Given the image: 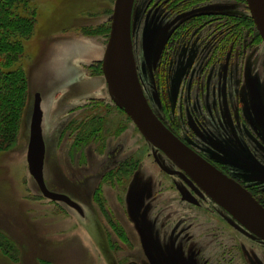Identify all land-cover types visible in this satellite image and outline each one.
<instances>
[{"label":"rangeland","instance_id":"obj_1","mask_svg":"<svg viewBox=\"0 0 264 264\" xmlns=\"http://www.w3.org/2000/svg\"><path fill=\"white\" fill-rule=\"evenodd\" d=\"M33 1L35 21L20 60L24 107L14 140L0 150V264H264L262 238L250 235L180 175L167 173L176 166L114 102L101 65L114 0ZM188 5V11L220 14L221 26L216 19L205 25V32L212 33L207 49L220 36L235 46L234 56L224 54L221 69L220 89L230 111L241 101L264 107V42L245 0H190ZM162 12L152 0L134 1L130 40L144 93L182 138L197 146L204 145L202 140L209 145L207 139L213 144L207 132L215 121L200 108L212 104L207 89H190L196 113L190 127L182 107L185 88L170 110V56L162 52L185 13ZM36 91L42 99L46 185L77 201L82 215L43 197L28 172L25 154ZM259 144L264 149V142ZM112 151L118 156L114 161ZM233 169L246 183L261 185L255 168L249 173L245 167Z\"/></svg>","mask_w":264,"mask_h":264},{"label":"flooded vegetation","instance_id":"obj_2","mask_svg":"<svg viewBox=\"0 0 264 264\" xmlns=\"http://www.w3.org/2000/svg\"><path fill=\"white\" fill-rule=\"evenodd\" d=\"M152 1L154 2V8L161 9V11H163L162 13L166 16L172 15L174 17V15L178 13H185V17L189 15V17H184L180 24L171 28L169 40L162 52V56H170V110L173 109L174 111L175 109L177 103L176 97L180 93V88H185L187 90V94L185 96L187 101H184L186 102L184 106L182 103V107L186 110V120L190 127L191 120L195 118L194 115H196L194 110L191 109V105L193 104L194 106L195 104H191L190 102V100L192 101L190 89H207V93L210 94L212 104L210 105V108H207L208 106L204 102L205 108L202 109L203 106L200 108L203 112L206 110V114L203 113L204 117H211L215 121V126L209 127L212 131L209 130L207 132L214 138L212 140L213 144L207 139L209 145L203 140V146L193 145L190 140L182 138L181 135L175 131L172 125L169 127L165 124L149 103L152 110L161 122L178 139H180L199 156L207 160L224 175L235 180L240 186L245 188L264 208V154H258V152H264V149H262L259 144V142H264V107L257 103L254 104L253 102L248 104L244 98V101L246 102L244 103L241 101V107L234 110L236 111L234 118V111H230V108L233 107L228 108V105L224 102L226 100H223L222 98L223 89H220V87L223 81V72H221V69L225 66V56H234L232 49L235 46L231 39L223 41V37L220 36L214 43L211 44V49H207L206 46L209 41H211L212 33L205 32V25L213 23V19H216L217 25L221 26L220 14L212 16L210 11L206 9H203L201 12L191 11V9L190 12L188 11V9H190L188 5L190 0H184L183 3V0ZM194 9L198 10V7ZM193 45H195L198 49L196 48V50H192L191 48ZM156 51H158L157 46H155V52ZM230 66L234 68L233 59H230ZM227 74L230 73L227 72ZM227 74L224 78V82L226 81V78H229ZM138 77L139 80H141L139 74ZM159 79L160 78L158 77V80ZM153 80L156 81L155 79ZM152 85L155 88L157 83L153 82ZM248 85L249 90L253 92L254 83L252 84V82L249 81ZM141 86L144 91V85L142 83ZM202 86L205 88L201 89L203 88ZM237 98L238 97H234L235 102L237 101ZM181 116L183 117V113ZM222 119H224L225 122H223ZM175 121L176 119H172V122ZM240 122L242 123L240 124ZM183 135L185 138L188 137L186 134ZM113 153L115 154L113 157L114 161L115 159H118V156H116V152ZM233 167H236L237 169L241 168V170H244L243 168L245 167L248 170V173L253 171L252 169L255 168L256 171H258L256 172L258 181H262L261 185L255 181L246 183V179H243L240 175L233 174L234 172L231 171L234 170ZM166 172L180 175L196 192H204L196 187L190 178L177 166L175 170H166ZM61 192L65 193L64 191ZM248 233L252 236H256L252 232L248 231ZM256 237L260 238L259 236Z\"/></svg>","mask_w":264,"mask_h":264},{"label":"water","instance_id":"obj_3","mask_svg":"<svg viewBox=\"0 0 264 264\" xmlns=\"http://www.w3.org/2000/svg\"><path fill=\"white\" fill-rule=\"evenodd\" d=\"M245 1L264 42V0ZM133 4L134 0H114L101 60L103 77L114 102L130 117L145 139L160 149L196 187L264 240V208L245 188L178 139L152 110L142 89L132 54L130 33ZM41 100L40 92H34L25 154L28 172L42 196L62 202L82 215V207L77 201L46 185ZM142 244L148 258L153 261L144 237Z\"/></svg>","mask_w":264,"mask_h":264},{"label":"trees","instance_id":"obj_4","mask_svg":"<svg viewBox=\"0 0 264 264\" xmlns=\"http://www.w3.org/2000/svg\"><path fill=\"white\" fill-rule=\"evenodd\" d=\"M36 2L0 0V150L14 140L24 107L25 76L20 60L35 21Z\"/></svg>","mask_w":264,"mask_h":264},{"label":"bare ground","instance_id":"obj_5","mask_svg":"<svg viewBox=\"0 0 264 264\" xmlns=\"http://www.w3.org/2000/svg\"><path fill=\"white\" fill-rule=\"evenodd\" d=\"M44 86H46V85H44ZM61 260V259H60Z\"/></svg>","mask_w":264,"mask_h":264}]
</instances>
